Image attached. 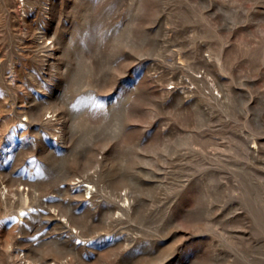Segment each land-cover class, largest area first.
Instances as JSON below:
<instances>
[{
	"label": "rangeland",
	"instance_id": "374dc122",
	"mask_svg": "<svg viewBox=\"0 0 264 264\" xmlns=\"http://www.w3.org/2000/svg\"><path fill=\"white\" fill-rule=\"evenodd\" d=\"M25 261L264 264V0H0V264Z\"/></svg>",
	"mask_w": 264,
	"mask_h": 264
},
{
	"label": "bare ground",
	"instance_id": "6f19581e",
	"mask_svg": "<svg viewBox=\"0 0 264 264\" xmlns=\"http://www.w3.org/2000/svg\"><path fill=\"white\" fill-rule=\"evenodd\" d=\"M85 187H86V190H88V192L89 193H92V191H91V187H90V185H85ZM7 193H9V191H6ZM7 193H4L5 195H8ZM10 196V195H9ZM7 197V196H6ZM125 200V202H127V200L126 199H124ZM28 200H27V198L26 197H23V204H27L28 202H27ZM69 226V225H68ZM25 264H31V262H29V261H25Z\"/></svg>",
	"mask_w": 264,
	"mask_h": 264
},
{
	"label": "built area",
	"instance_id": "2783aa9c",
	"mask_svg": "<svg viewBox=\"0 0 264 264\" xmlns=\"http://www.w3.org/2000/svg\"><path fill=\"white\" fill-rule=\"evenodd\" d=\"M79 244V243H78Z\"/></svg>",
	"mask_w": 264,
	"mask_h": 264
}]
</instances>
